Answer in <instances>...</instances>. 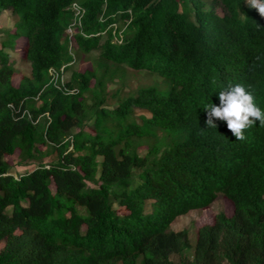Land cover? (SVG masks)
<instances>
[{
  "label": "trees",
  "instance_id": "16d2710c",
  "mask_svg": "<svg viewBox=\"0 0 264 264\" xmlns=\"http://www.w3.org/2000/svg\"><path fill=\"white\" fill-rule=\"evenodd\" d=\"M4 10L16 22L0 46V264H175L174 254L264 264V127L237 141L223 122L206 128L204 111L237 83L264 109L255 10L244 0H0ZM75 54L94 56L61 85L51 72ZM218 197L232 216L217 214L192 244L171 229Z\"/></svg>",
  "mask_w": 264,
  "mask_h": 264
},
{
  "label": "clouds",
  "instance_id": "9594fccd",
  "mask_svg": "<svg viewBox=\"0 0 264 264\" xmlns=\"http://www.w3.org/2000/svg\"><path fill=\"white\" fill-rule=\"evenodd\" d=\"M244 3L250 10H255L260 20H264V0H244ZM255 26L257 30H264V25ZM218 101V104L211 103L204 109L206 128L216 129L215 121L223 122L232 136L240 141L246 138L244 133L255 124L264 127V109L258 106L255 95L244 85H227L219 91Z\"/></svg>",
  "mask_w": 264,
  "mask_h": 264
},
{
  "label": "rangeland",
  "instance_id": "374dc122",
  "mask_svg": "<svg viewBox=\"0 0 264 264\" xmlns=\"http://www.w3.org/2000/svg\"><path fill=\"white\" fill-rule=\"evenodd\" d=\"M15 22L16 19L12 16L10 11L4 10L0 12V46L2 41L5 40L7 32L9 30L13 31ZM23 39V37L14 38V43L17 44L18 48L15 52H10L12 58L17 57V52L20 50ZM92 56H94V54L79 56L76 55V62L70 67L68 71L65 72L64 78H69L72 71H84L86 68H88L90 65L88 59ZM16 67L21 73L27 72L29 68L26 63L21 62H17ZM140 74L143 77L139 75L137 78H143L142 82L144 83H150V81L157 80L156 76L150 77L145 74V72H141ZM17 81V78L13 80L14 85H17ZM15 155V157L8 158L10 164H13L16 161L18 152H16ZM17 171H22V169L17 168ZM219 213H223L228 217L232 216L233 214V207L231 203L221 197H218L207 209L190 211L188 214L178 217L172 223L171 229L173 231H181L186 229L188 231L189 241L192 244L193 240L195 241V236L198 229L205 225H212L215 216ZM171 259L175 264H182L178 255H172Z\"/></svg>",
  "mask_w": 264,
  "mask_h": 264
},
{
  "label": "built area",
  "instance_id": "2783aa9c",
  "mask_svg": "<svg viewBox=\"0 0 264 264\" xmlns=\"http://www.w3.org/2000/svg\"><path fill=\"white\" fill-rule=\"evenodd\" d=\"M74 8L76 9V14L75 15L77 16L79 14V12L77 11V7L75 5H74ZM68 33L71 34V30H68ZM51 74H52V77L56 81H59L61 85L64 84V82H65V78H64L65 71H64V68H61L59 73H57L56 71H52Z\"/></svg>",
  "mask_w": 264,
  "mask_h": 264
}]
</instances>
